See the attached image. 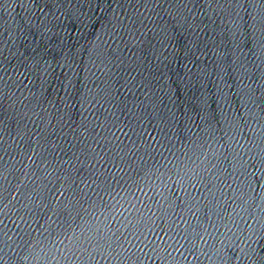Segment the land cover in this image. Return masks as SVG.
Segmentation results:
<instances>
[{"label": "water", "instance_id": "95a60500", "mask_svg": "<svg viewBox=\"0 0 264 264\" xmlns=\"http://www.w3.org/2000/svg\"><path fill=\"white\" fill-rule=\"evenodd\" d=\"M0 264H264V0H0Z\"/></svg>", "mask_w": 264, "mask_h": 264}]
</instances>
